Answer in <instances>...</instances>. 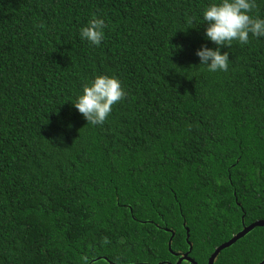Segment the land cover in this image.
<instances>
[{"label":"trees","instance_id":"1","mask_svg":"<svg viewBox=\"0 0 264 264\" xmlns=\"http://www.w3.org/2000/svg\"><path fill=\"white\" fill-rule=\"evenodd\" d=\"M211 2L0 0V264L176 263L173 232L208 264L264 220V37L208 72ZM93 15L99 46L79 36ZM99 74L126 95L93 126L71 100ZM263 259L257 226L215 264Z\"/></svg>","mask_w":264,"mask_h":264},{"label":"clouds","instance_id":"2","mask_svg":"<svg viewBox=\"0 0 264 264\" xmlns=\"http://www.w3.org/2000/svg\"><path fill=\"white\" fill-rule=\"evenodd\" d=\"M256 8L257 0H212L202 10L201 23L206 25L204 38L216 47L201 45L196 49L198 65H203L208 72H226L230 59L227 51H221L222 47H230L233 42L247 44L250 35L264 37V18L251 14ZM104 29V18L93 15L80 28V39L99 46L104 37ZM125 95L117 77L99 74L81 85V90L71 103L87 124L102 125L112 111V106Z\"/></svg>","mask_w":264,"mask_h":264},{"label":"water","instance_id":"3","mask_svg":"<svg viewBox=\"0 0 264 264\" xmlns=\"http://www.w3.org/2000/svg\"><path fill=\"white\" fill-rule=\"evenodd\" d=\"M257 226H264V220L260 219V220H257L255 222H252L250 224H246L245 221H244V217H243V228L242 230H240L238 233H236L232 238H230L229 240L223 242L221 245H219L215 251L212 253V255L210 256L209 260H208V264H215V261H216V258L218 257L219 253L227 248V247H230L231 245H233L237 240H239L240 238L244 237L246 234H248L250 231H252L255 227ZM170 230V229H168ZM173 236H174V232H173V235L169 241V248L170 250L177 256H179L178 260L176 263H172V262H167V264H181L184 260H187L189 262H191L192 264H198V262L190 256V253L192 252V244L191 242L189 241V244H190V247H189V250L187 252H184V253H180V252H174L173 249H172V239H173ZM187 239L189 240V232L187 233ZM166 262H159L157 264H165ZM134 264V263H133ZM135 264H151V263H135ZM257 264H264V259L257 263Z\"/></svg>","mask_w":264,"mask_h":264}]
</instances>
